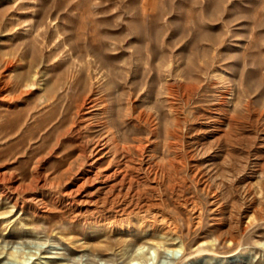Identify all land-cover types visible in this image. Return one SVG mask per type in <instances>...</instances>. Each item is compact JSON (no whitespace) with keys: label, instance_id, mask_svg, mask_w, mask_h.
<instances>
[{"label":"rangeland","instance_id":"1","mask_svg":"<svg viewBox=\"0 0 264 264\" xmlns=\"http://www.w3.org/2000/svg\"><path fill=\"white\" fill-rule=\"evenodd\" d=\"M0 264H264V0H0Z\"/></svg>","mask_w":264,"mask_h":264},{"label":"bare ground","instance_id":"2","mask_svg":"<svg viewBox=\"0 0 264 264\" xmlns=\"http://www.w3.org/2000/svg\"><path fill=\"white\" fill-rule=\"evenodd\" d=\"M88 97V96H87ZM93 98V97H92ZM94 99V98H93ZM92 99V100H93ZM88 101H90V99L88 100ZM96 101V100H95ZM82 102H83V100H82ZM85 103V102H84ZM89 105H91V104H89ZM221 105H224L225 106V101H221V103H220V106ZM88 106V105H87ZM86 105H85V107H87ZM80 107V106H79ZM78 107V108H79ZM88 108V107H87ZM222 109V108H221ZM220 109V110H221ZM82 111V110H81ZM78 112V111H77ZM76 112V113H77ZM79 114H81L80 112H79ZM225 115V114H224ZM231 119V118H230ZM144 121H147V119L146 120H144ZM220 122H222V121H218V123H220ZM153 126V125H152ZM172 130V129H171ZM157 132V131H156ZM154 133H155V129H154ZM153 133V134H154ZM96 140V139H95ZM105 142H103V141H100V139L99 140H97V141H95L93 144H92V146H91V148L87 151V148L86 147H83V145H79L80 147H79V153H78V155L76 156V158L72 161V162H70L69 164H68V166H67V168H66V170L65 171H69L70 173H71V175H70V179L71 180H74L75 181V188L74 189H71V191L70 192H68L67 191V193H64L65 195H68V194H72V193H77L78 191H80V188H82V187H85L84 185H86L87 183H90V182H97V185H96V188H95V192H94V194L96 193H101V191L103 190V191H106V192H108V193H114V204H118V207H120V206H123V204L124 203H122L123 202V200H122V198H124V197H121V196H129V193L131 194V192H134V194L139 198L141 195H143L144 193H145V191H144V189L142 188L141 190H139V189H137L136 188V190L134 189V187H133V183L135 182V180L133 181L132 180V172L135 170V169H137V168H135V166H133L131 163H132V160H131V158L129 157V151H130V149H131V147H128V146H120L119 147V143L117 144L116 142H117V140H116V138L114 137L113 138V143H114V145H113V147L112 148H114V152L110 155V157L109 158H107L106 159V155H107V153H108V151H107V153H104V154H102L101 152H102V150H104L105 149V147L107 146V144H106V140H104ZM115 141V142H114ZM109 143V142H108ZM111 144V143H110ZM134 148L135 149H141L142 148V146H141V144H138V145H134ZM107 149V148H106ZM129 150V151H128ZM140 152V151H139ZM141 153H143V152H141ZM140 155H142V154H140ZM159 156V155H158ZM162 157V156H161ZM139 158V157H138ZM178 158V157H177ZM106 159V160H105ZM144 159V158H143ZM162 159V158H161ZM140 160H141V158H140ZM147 160V159H146ZM162 160H164V159H162ZM161 160V161H162ZM143 161V160H142ZM141 161V162H142ZM145 161V160H144ZM184 161V160H183ZM152 162V161H151ZM153 162H155V161H153ZM158 162V161H157ZM175 162H177L176 161V159H175ZM179 162H182V159H181V161H179ZM105 163V165L104 166H102V164H104ZM143 163V162H142ZM161 163V162H160ZM174 163V162H173ZM173 163H172V161H171V164H170V166L169 167H174V169H176V167L173 165ZM182 163H184V162H182ZM175 164V163H174ZM180 164V163H179ZM136 165V164H135ZM144 165H145V162H144ZM156 165V164H155ZM154 165V166H155ZM164 165V164H163ZM183 165V164H182ZM153 165H152V163H149L148 161H146V167H145V170L146 169H152L153 167H152ZM157 166V165H156ZM162 165H160V166H157L158 167V169H155V171L156 170H159V171H161L163 174H164V176H165V172L166 171H168V168L169 167H166L165 165L164 166H162ZM177 166H179V165H177ZM180 167V166H179ZM178 167V168H179ZM184 167V166H183ZM172 168H170V169H172ZM177 168V169H178ZM136 171V170H135ZM149 171V170H148ZM144 172V171H143ZM169 172V171H168ZM167 172V173H168ZM68 173V172H67ZM137 173V172H136ZM139 173V172H138ZM175 173H177V172H175ZM179 174H181L180 173V171L178 172ZM177 173V174H178ZM143 174H145V175H147L148 174V172L147 171H145V173H143ZM155 175H156V172L154 173ZM162 174V175H163ZM150 175V174H149ZM148 175V176H149ZM158 175V174H157ZM135 176V175H134ZM141 176V175H140ZM167 176V175H166ZM154 177V176H153ZM143 178V177H142ZM167 178V177H166ZM171 178V177H170ZM174 178V177H173ZM138 179V178H137ZM137 179H136V181H137ZM159 179V178H158ZM172 179V178H171ZM175 179V178H174ZM181 179V178H180ZM142 180V179H141ZM165 179L163 178V181H164ZM178 180V179H177ZM176 180V181H177ZM146 181H147V179H146ZM161 181V180H160ZM162 181V182H163ZM173 181V180H172ZM139 182V181H138ZM173 183H174V181H173ZM150 184V183H149ZM164 184V183H163ZM167 184V183H166ZM175 184H177V183H175ZM162 185V184H161ZM139 186V185H138ZM151 185H149L148 187H150ZM175 186H177V185H175ZM95 187V186H94ZM145 187V186H144ZM147 187V188H148ZM152 187V186H151ZM158 187V186H157ZM169 187V186H168ZM173 188V187H172ZM16 189V188H15ZM83 189V188H82ZM90 189V188H89ZM124 189V194L122 195V193H121V191ZM164 189V188H163ZM73 190V191H72ZM150 190V189H149ZM102 191V192H103ZM116 191V192H115ZM155 192H156V190H155ZM169 192V191H168ZM83 193V192H82ZM152 193H153V191H152ZM107 194V193H106ZM156 194V193H155ZM154 194V195H155ZM158 194H160L161 195V193L159 192ZM158 194H157V196H158ZM84 195V194H83ZM92 195V194H91ZM98 195V194H97ZM110 195V194H109ZM113 195V194H112ZM153 195V194H152ZM69 196H71V195H69ZM102 196V195H101ZM133 196V195H132ZM144 196V195H143ZM85 197V196H84ZM96 197V196H95ZM119 197H121V198H119ZM131 197V196H130ZM134 197V196H133ZM153 197V196H152ZM72 198V197H71ZM91 198V197H90ZM112 198V197H111ZM135 198V197H134ZM162 198V197H161ZM164 198V197H163ZM74 199V198H73ZM78 199V198H77ZM80 199V198H79ZM106 199V198H105ZM39 200H41V199H39ZM94 200V199H93ZM127 200H128V198H127ZM145 200V199H144ZM159 200V199H158ZM79 201V200H78ZM80 201H81V199H80ZM84 200H82V202H83ZM92 201V200H91ZM112 201V202H113ZM129 201H130V199H129ZM141 201H142V199H141ZM140 201V202H141ZM145 201H147V200H145ZM107 202V201H106ZM149 202V201H148ZM152 202V201H151ZM161 202H162V200H161ZM96 203V202H95ZM110 203H111V201H110ZM131 203V202H130ZM160 203V202H159ZM158 203V204H159ZM80 204V203H79ZM107 204V203H106ZM113 204V203H112ZM146 204V205H145ZM145 204H144V206L145 207H147V209H148V207H149V205L145 202ZM163 204V203H162ZM94 205V204H93ZM109 205V204H108ZM126 205H127V202H126ZM154 205H156V204H154ZM95 206V205H94ZM150 206H153V205H150ZM164 206V205H163ZM106 207V206H105ZM132 207V206H131ZM154 207H156V206H154ZM167 207V206H166ZM99 208V207H98ZM108 208V207H107ZM122 208V207H121ZM120 208V209H121ZM142 208V207H141ZM189 208V207H188ZM94 209H95V207H94ZM100 209V208H99ZM105 209V208H104ZM103 209V210H104ZM110 209V208H109ZM129 209V208H128ZM134 209V208H133ZM139 209V208H138ZM89 210V209H88ZM102 210V211H103ZM107 210V209H106ZM96 211V210H95ZM100 211V210H99ZM115 211H117V210H115ZM128 211V210H127ZM126 211V212H127ZM135 211V210H134ZM145 211L147 212V210L145 209ZM152 211V210H151ZM104 212V211H103ZM111 212V211H110ZM132 212V211H131ZM144 212V211H143ZM93 213V212H92ZM96 213V212H95ZM108 213V212H107ZM117 213H119V212H117ZM161 213V212H160ZM163 213V212H162ZM91 214V213H90ZM113 214V213H112ZM149 214H151V212L149 213ZM156 214V213H155ZM103 215V214H102ZM118 215H120L121 216V214L119 213ZM161 215V214H160ZM91 216V215H90ZM109 216H111V215H109ZM113 216V215H112ZM138 216H139V214H138ZM137 216V217H138ZM164 216V215H163ZM95 217V216H94ZM145 217V216H144ZM156 217H158V216H156ZM161 217V216H160ZM107 218V217H106ZM115 218V217H114ZM141 218V217H140ZM148 218V217H147ZM152 218V217H151ZM102 219H104V218H102ZM143 219V218H142ZM149 219V218H148ZM98 220V219H97ZM141 220V219H140ZM127 221V220H126ZM150 221V220H149ZM151 221H153L152 219H151ZM157 222V221H156ZM140 224H141V222H140ZM152 224L153 223H151V226H152ZM156 224V223H155ZM155 224H153V225H155ZM164 224V223H163ZM157 226V225H156ZM229 235V234H228ZM221 239H223V238H221ZM227 239H229V238H227ZM223 241V240H222ZM229 241L231 242V241H235L234 240V238L233 237H231L230 239H229ZM228 241V242H229ZM220 243V242H219ZM237 243H238V241H237ZM183 244V243H182ZM184 246V245H183ZM188 246V245H187ZM226 247V246H225ZM232 247V246H231ZM228 248V247H227ZM234 248V247H233ZM230 249H232V248H230ZM203 251V250H202ZM215 251V250H214ZM230 251V250H229ZM191 252V251H190ZM188 254V253H187ZM189 255V254H188Z\"/></svg>","mask_w":264,"mask_h":264}]
</instances>
